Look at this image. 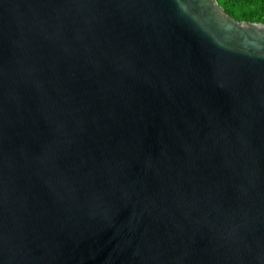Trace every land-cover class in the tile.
Masks as SVG:
<instances>
[{"label":"water","instance_id":"obj_1","mask_svg":"<svg viewBox=\"0 0 264 264\" xmlns=\"http://www.w3.org/2000/svg\"><path fill=\"white\" fill-rule=\"evenodd\" d=\"M0 264H264V24L0 0Z\"/></svg>","mask_w":264,"mask_h":264},{"label":"trees","instance_id":"obj_2","mask_svg":"<svg viewBox=\"0 0 264 264\" xmlns=\"http://www.w3.org/2000/svg\"><path fill=\"white\" fill-rule=\"evenodd\" d=\"M235 20L264 24V0H217Z\"/></svg>","mask_w":264,"mask_h":264}]
</instances>
